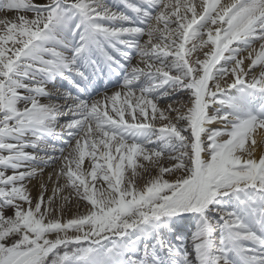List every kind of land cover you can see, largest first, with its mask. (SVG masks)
<instances>
[{
  "label": "snow or ice",
  "instance_id": "1",
  "mask_svg": "<svg viewBox=\"0 0 264 264\" xmlns=\"http://www.w3.org/2000/svg\"><path fill=\"white\" fill-rule=\"evenodd\" d=\"M0 14V264H264V0Z\"/></svg>",
  "mask_w": 264,
  "mask_h": 264
},
{
  "label": "rangeland",
  "instance_id": "2",
  "mask_svg": "<svg viewBox=\"0 0 264 264\" xmlns=\"http://www.w3.org/2000/svg\"><path fill=\"white\" fill-rule=\"evenodd\" d=\"M227 1L228 0H222V3L227 2ZM111 2H112V0H111ZM16 15H17V13L9 12V13H7V18L11 19V18H14ZM26 15L31 16L30 13H28ZM0 18H4V14H0ZM133 63H136V60H133ZM98 83H99V89H98V91H96V92L93 93L92 99H101L102 96L105 94V91H107V93L110 94V92L113 93L114 91L117 90V86H116V84H115L114 81H108L107 82L108 83L107 88H105V82L104 81H99ZM56 84H57V86H60L61 82L60 81H56ZM63 86L64 87H69L66 82L63 83ZM51 87H52V85H49V88H51ZM163 106H165V105L162 104L161 107H163ZM215 126L216 127H219V125H215ZM65 154H67V150L65 151ZM87 166L88 165H87V161H86L85 167H87ZM53 167H56L58 169L59 168V164L54 165ZM50 171H52V168L51 167H49L48 169H46V171H45V178H47V173L50 172ZM36 183H37V180H33L32 181V185H35ZM28 187H29V185H28ZM48 194L49 195L51 194V185H49V193ZM65 205L68 208V210L69 209H73V208H76L77 209V205H76L75 198L70 199V201L67 202ZM85 210H87V209L84 207V205L82 203L80 205V212H85ZM72 211L71 212H65L64 213V216L66 218H72L74 215L78 214V213L73 214Z\"/></svg>",
  "mask_w": 264,
  "mask_h": 264
},
{
  "label": "bare ground",
  "instance_id": "3",
  "mask_svg": "<svg viewBox=\"0 0 264 264\" xmlns=\"http://www.w3.org/2000/svg\"><path fill=\"white\" fill-rule=\"evenodd\" d=\"M108 2H110L111 3V0H108ZM227 2H229V0L227 1ZM245 55H246V53H245ZM115 92V91H114ZM109 94V93H108ZM110 94H111V92H110ZM258 139H259V136L257 137ZM28 151H33L32 149H27ZM256 155L257 156H259L260 155V151L258 150L257 151V153H256ZM170 180L171 179H174V177H171V176H169L168 177ZM141 183H143L142 181H141ZM29 189L31 190V195L33 196V198H35V197H37V195H38V193H39V191H40V188H39V182L37 181V183L35 184V185H32V183L31 184H29ZM68 208L66 207V205H65V212H71L72 210V212H73V214H75V213H78V211H77V209L76 208H73V209H69L68 211ZM80 210V209H79ZM87 210H85V212H86ZM64 212V213H65ZM64 218H66L65 216H64ZM67 219V218H66Z\"/></svg>",
  "mask_w": 264,
  "mask_h": 264
}]
</instances>
